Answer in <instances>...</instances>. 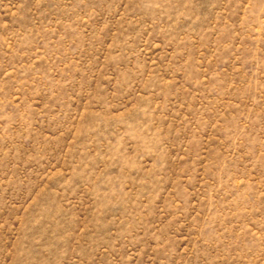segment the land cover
Here are the masks:
<instances>
[{
    "label": "rangeland",
    "instance_id": "obj_1",
    "mask_svg": "<svg viewBox=\"0 0 264 264\" xmlns=\"http://www.w3.org/2000/svg\"><path fill=\"white\" fill-rule=\"evenodd\" d=\"M0 264H264V0H0Z\"/></svg>",
    "mask_w": 264,
    "mask_h": 264
}]
</instances>
